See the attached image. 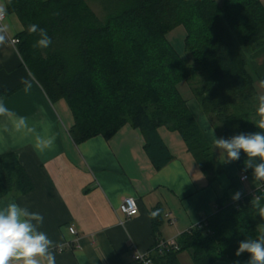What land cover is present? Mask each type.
Returning <instances> with one entry per match:
<instances>
[{
    "label": "trees",
    "instance_id": "1",
    "mask_svg": "<svg viewBox=\"0 0 264 264\" xmlns=\"http://www.w3.org/2000/svg\"><path fill=\"white\" fill-rule=\"evenodd\" d=\"M3 1L23 26L16 39L25 66L53 103H68L75 143L110 139L130 125L141 131L150 159L161 170L174 158L160 134L165 128L182 137L214 182L224 169L189 108L185 88L218 138L261 131L255 125L264 88L260 92L256 85L264 81V65L248 66L264 55V0H103L104 20L86 0ZM30 24L47 30L50 47H33L40 37L28 33ZM178 27L187 34L185 58L168 40ZM246 160L241 152L233 161L241 173ZM33 189L18 155H1L0 198ZM254 196L264 205V181L254 195L236 203L219 198L215 213L204 217L206 226L200 222L178 238L179 251L159 256L172 263L187 253L194 264H216L225 257L246 264L250 254L237 257L238 244L257 238L264 227L250 203ZM153 212L155 226L161 227V208Z\"/></svg>",
    "mask_w": 264,
    "mask_h": 264
},
{
    "label": "crops",
    "instance_id": "2",
    "mask_svg": "<svg viewBox=\"0 0 264 264\" xmlns=\"http://www.w3.org/2000/svg\"><path fill=\"white\" fill-rule=\"evenodd\" d=\"M0 4L6 6L3 0ZM11 16L7 13L2 22L9 31L5 46L0 47V101L11 110L0 116V156L16 153L34 189L27 195L0 198V211L6 210L9 202H16L28 212L41 213L43 225L32 223L55 243L50 251L55 253L56 264H138L133 259L136 249L147 253L160 240L177 241L204 217L215 213L219 198L236 203L260 189L261 181L253 179L252 174L243 181L245 173L234 162L224 163L223 152L215 147L216 161L224 174L212 182L182 137L165 128L160 134L174 158L161 170L150 159L141 131L130 125L110 139L98 136L75 143L70 134L75 119L68 103L49 99L11 43L23 31V26L22 31L19 27L16 30ZM187 97L191 112L214 146V136H218L209 118L197 99L189 94ZM21 116L26 117L27 127L17 132L13 122ZM52 135V149H34L37 137ZM237 191L242 196L233 201L231 197ZM126 198H134L139 205V214L133 218L120 211ZM157 207L163 220L158 228L151 215ZM187 255H179L178 262L172 263L154 254L153 261L188 264L186 259H192ZM216 264L233 262L225 257Z\"/></svg>",
    "mask_w": 264,
    "mask_h": 264
},
{
    "label": "clouds",
    "instance_id": "3",
    "mask_svg": "<svg viewBox=\"0 0 264 264\" xmlns=\"http://www.w3.org/2000/svg\"><path fill=\"white\" fill-rule=\"evenodd\" d=\"M11 3V0H8ZM7 15V8L0 4V47L7 42L6 33L9 31L7 24L2 23ZM29 34H38L39 39L33 45L34 48L47 49L52 44V39L47 30L38 24H30L27 28ZM264 88V81H261ZM257 115L259 117L256 127L261 131L251 133H240L230 138L215 137L214 147L223 152L224 163H231L240 159L243 152L247 160L245 161L243 172L250 169L253 179L264 181V95L257 97ZM11 110L0 101V116H6ZM27 127L26 117H19L13 122L15 131H20ZM5 130L7 127L5 126ZM31 131V129H30ZM55 136L47 138L37 137L33 145L34 149L43 152L54 147ZM259 158V162L256 159ZM242 196L240 191L232 195L233 201H238ZM251 206L257 210V214L264 219V205L261 204V197L254 196L250 201ZM152 217L155 218L156 212ZM23 217V219H22ZM32 221H36V226H42L44 216L39 212H28L26 208H21L16 202H9L6 210L0 211V264H56L54 251L55 243L44 231H37ZM249 253L250 257L246 264H264V227H261L255 239H244L239 242L235 255L239 257L242 253ZM234 264H240L235 261Z\"/></svg>",
    "mask_w": 264,
    "mask_h": 264
},
{
    "label": "built area",
    "instance_id": "4",
    "mask_svg": "<svg viewBox=\"0 0 264 264\" xmlns=\"http://www.w3.org/2000/svg\"><path fill=\"white\" fill-rule=\"evenodd\" d=\"M6 16L4 17L3 21L5 20ZM2 21V22H3ZM14 46L19 44V40L14 39L11 41ZM249 177L247 175H243L242 180L247 181ZM120 211L123 215L127 218H133L139 214V205L134 198H126L122 204L120 205ZM200 225H207V218H203ZM71 232L73 235H77V231L74 228H71ZM180 247L177 244L176 240H160L157 242L155 247L147 252L142 253L138 249L133 253V259L138 264H154L153 255L158 254L164 256L170 251H179Z\"/></svg>",
    "mask_w": 264,
    "mask_h": 264
},
{
    "label": "rangeland",
    "instance_id": "5",
    "mask_svg": "<svg viewBox=\"0 0 264 264\" xmlns=\"http://www.w3.org/2000/svg\"><path fill=\"white\" fill-rule=\"evenodd\" d=\"M86 1L91 6V8L96 12V14L101 19L104 20L106 17V12H105V9L103 7V4H105L103 2V0H86ZM219 2H221V0H219ZM11 17L15 20L14 23L16 22L15 23L16 30H17V27H19V30L22 31V25H21L19 19L15 15H12ZM186 35L187 34H186L185 28L184 27H178L175 30H173L168 36V40L170 41V43L175 47V49L178 51V53L180 55H182L184 58L186 56V54H185ZM249 63H250V65L248 66V68L249 69L251 68L252 70H253L252 66L257 67L258 65H260V66L264 65V55H260L258 58L253 59V61H250ZM182 86H186V85H182ZM256 87H257L258 91H260V92L263 91V89L259 83H257ZM182 90H183V87H182ZM183 94L185 95V97H187V95L185 94L184 91H183ZM186 262H188V264H193L192 261H188V259H186Z\"/></svg>",
    "mask_w": 264,
    "mask_h": 264
}]
</instances>
